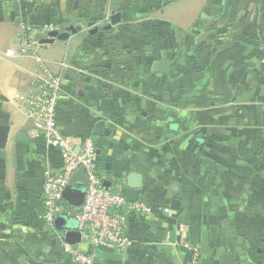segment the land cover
<instances>
[{"label":"crops","instance_id":"obj_1","mask_svg":"<svg viewBox=\"0 0 264 264\" xmlns=\"http://www.w3.org/2000/svg\"><path fill=\"white\" fill-rule=\"evenodd\" d=\"M124 1L0 0V125L10 127L0 150V264H75L62 250L66 231L43 220L44 181L62 160L35 136L23 104L45 73L32 57L6 56L20 21L78 30L38 49L62 78L59 128L77 146L94 140L108 188L126 191L133 173L142 180L132 203L151 213L128 218L129 246L78 244L96 264H221L226 253L239 264L233 243L263 231L264 0L113 9ZM86 181L80 172L71 185Z\"/></svg>","mask_w":264,"mask_h":264},{"label":"built area","instance_id":"obj_2","mask_svg":"<svg viewBox=\"0 0 264 264\" xmlns=\"http://www.w3.org/2000/svg\"><path fill=\"white\" fill-rule=\"evenodd\" d=\"M18 44L6 53L9 58L32 57L38 63L44 76H37L32 92L23 100L26 116L33 124L35 136L43 137L49 148L60 152L61 172L48 175L42 189L43 220L55 229L58 217L75 219L81 242L94 249L125 250L129 246L126 224L132 214H150L151 209L142 203H132L126 198L119 184L105 188V178L96 167V146L90 137L79 146L65 136L58 125L57 112L62 98V78L51 74L46 63L38 54L40 40L50 33L61 31L52 22L33 24L20 21ZM79 148V150H77ZM81 168L87 175L86 194L80 207L70 205L63 197L65 189L71 184L73 175ZM166 213L170 209L165 210ZM62 234L64 255L75 264H96L93 253L85 252L78 244L72 245Z\"/></svg>","mask_w":264,"mask_h":264},{"label":"water","instance_id":"obj_3","mask_svg":"<svg viewBox=\"0 0 264 264\" xmlns=\"http://www.w3.org/2000/svg\"><path fill=\"white\" fill-rule=\"evenodd\" d=\"M121 20V15L115 14L111 18V24L106 27V29L111 28L113 25H116ZM77 29L74 26L68 27L63 32H52L50 33L49 37L43 38L40 40L41 45H48V44H54L56 41H66L70 38L71 34H76ZM95 30L94 32H96ZM9 134H10V127L5 125H0V150L5 149L9 140ZM24 135H21L19 137V140L23 139ZM26 136V135H25ZM84 173L85 175V169L81 168L78 172H76L72 179L71 184H73L76 174L78 173ZM133 180H137V182H133ZM87 183V181H86ZM69 185L64 193L63 197L64 199L72 206L80 207L85 198L86 194V187L81 188H75L72 185ZM85 186V185H84ZM108 184L105 183L104 187L108 188ZM142 189V180L140 181L139 175H136L135 173L131 174L129 176V179L127 180V188L125 191L126 198L129 202H137L139 200L140 194ZM178 202L174 201V209H177L176 205ZM55 227L60 231H66V241L69 244L75 245L79 244L81 242V235L78 231V223L75 219L68 218V217H58L55 220ZM235 256L232 253H226L221 257V264H235Z\"/></svg>","mask_w":264,"mask_h":264},{"label":"rangeland","instance_id":"obj_4","mask_svg":"<svg viewBox=\"0 0 264 264\" xmlns=\"http://www.w3.org/2000/svg\"><path fill=\"white\" fill-rule=\"evenodd\" d=\"M174 1L176 0H154L151 2L147 0H127L124 1L121 5L114 6L113 9L119 11L124 7L126 9H129L133 6L137 10L142 11L156 8H158L160 11V9H162L166 4L172 3ZM108 3L110 4L111 2ZM261 230L263 231H260L262 233L260 234L258 240H242V242H238L236 240L233 243V249L235 251L238 250L239 253L241 252V254H239V264H264V227H261ZM211 242H213L212 239L203 237L200 245L205 243V245L208 244L209 247Z\"/></svg>","mask_w":264,"mask_h":264}]
</instances>
